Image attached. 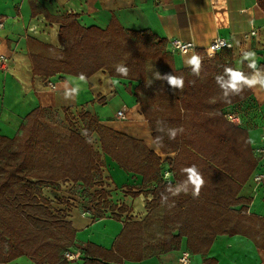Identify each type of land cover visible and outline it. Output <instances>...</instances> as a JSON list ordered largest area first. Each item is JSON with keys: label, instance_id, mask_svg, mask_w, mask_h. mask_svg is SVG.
<instances>
[{"label": "trees", "instance_id": "1", "mask_svg": "<svg viewBox=\"0 0 264 264\" xmlns=\"http://www.w3.org/2000/svg\"><path fill=\"white\" fill-rule=\"evenodd\" d=\"M257 3L264 11V0ZM77 19L76 14L58 19L62 23V48L28 39L34 75L48 79L58 74H84L88 79L104 69L112 77L137 81L135 95L160 150L177 152L171 161L177 182L163 179L161 157L142 140L103 125L89 112L80 114L82 123L77 125L70 119H53L44 107L38 106L26 116L15 137L0 135V264L22 256L35 264H71L65 252L75 245L76 229L42 195L45 185L68 182L71 192L80 186L83 197L74 200H85L99 213L103 205L111 210L117 208L103 189L92 191L102 178L101 153L86 142L94 133L99 136L104 154L126 171L142 175L144 184L156 182L152 204L164 207L161 252L179 249L186 238L190 253L204 255L203 264H215V259L207 255L220 234H243L264 248V218L244 212L245 206L232 209L247 201L238 194L258 163L246 130L230 124L225 119L228 111L224 110L248 98L251 90L245 88L240 95L226 100L215 81L225 67L235 68L232 55L216 57L215 62L201 66L197 76L190 67L177 69L167 41L150 30L126 29L115 17L106 29L83 27ZM34 45L39 49L34 50ZM151 62L168 75L182 77L184 87L174 89L168 83L159 84L153 99L146 103L141 92L148 83ZM121 65L128 69L127 75L116 71ZM247 65L242 70L249 74L252 69ZM166 97L169 108H163ZM154 100L157 105L150 112ZM180 127L183 133L170 140L167 130ZM182 160L196 165L203 176L205 183L198 197H193L191 187L187 193L175 196L166 191L169 185L175 187L185 180V173L178 167ZM73 206L75 203L70 202L65 209L69 211ZM145 257V226L129 220L111 249L90 242L82 264H120Z\"/></svg>", "mask_w": 264, "mask_h": 264}, {"label": "crops", "instance_id": "2", "mask_svg": "<svg viewBox=\"0 0 264 264\" xmlns=\"http://www.w3.org/2000/svg\"><path fill=\"white\" fill-rule=\"evenodd\" d=\"M70 14L78 15V23L83 27L106 29L115 17L126 29L152 31L159 39L167 41V50L172 54L177 69L188 68L185 61L193 54L200 56L201 66H205L215 62L216 57L225 59L228 53L232 55L235 68L242 69L248 61L243 64L238 61L246 51L255 52L257 66L264 68V11L257 0H0V135L15 137L26 116L38 106L44 107L50 116L64 122L70 119L77 125L82 123L80 114L89 112L103 125L142 140L161 157L163 179L177 182L176 171L171 164L177 152L162 153L160 150L135 95L137 81L112 77L104 69L89 77L87 83L74 75L58 74L48 79L34 75L29 56L32 44L28 39L62 48L59 38L62 23L58 19ZM253 30L257 31L255 35L250 34ZM246 34L250 35L246 37ZM217 37L230 39L233 47L222 49L214 58H208L205 49ZM174 38L194 41L199 48L186 55L173 53L170 41ZM33 49L37 50L39 46L34 45ZM1 56L8 61H2ZM49 81L56 84L55 89L48 86ZM74 87H78V93L66 98L65 92ZM250 90L251 95L238 105L224 108L240 114V123L225 119L246 130L253 156L258 159L238 194L247 201L232 209L240 210L245 206L244 212L264 218V153L257 152L258 148H264V89L257 86ZM166 99L163 108H169ZM156 102L154 100L150 104V112ZM120 110L124 111L126 118L117 116ZM92 136L97 138L95 149L102 158V178L92 191L103 189L107 193L106 198L117 208L111 210L103 205L100 208L103 217H99V212L89 203L74 200L79 197L68 190V182L42 188V195L48 197L76 229L75 245L70 250L78 254L79 259L69 260L70 263H83L84 250L90 242L111 249L124 224L134 220L145 226L146 257L141 261L125 260L120 264H180L185 252L190 257L187 264H203L205 256L190 253L186 238H183L179 249L160 251L164 207L152 204L156 182L144 184L142 175L126 171L104 154L99 136L96 133ZM188 166L191 165L185 160L178 164L181 171ZM257 175L263 176L259 183L255 181ZM68 202L75 203L69 211L65 209ZM121 207L125 210L120 211ZM85 209L90 210L91 215H84ZM207 256L215 259V264H264V248L243 234L217 235ZM6 264L35 263L22 256Z\"/></svg>", "mask_w": 264, "mask_h": 264}, {"label": "clouds", "instance_id": "3", "mask_svg": "<svg viewBox=\"0 0 264 264\" xmlns=\"http://www.w3.org/2000/svg\"><path fill=\"white\" fill-rule=\"evenodd\" d=\"M255 52L246 51L243 53L242 59L238 61L239 64H243L244 61H248V68L252 69V72L246 74L241 68L225 67L222 74L215 77L216 84L222 90L223 96L226 100H230L232 96L240 95L245 88L253 89L259 86L264 89V68L257 66L255 60ZM186 65L189 66L194 75H199L201 70V58L198 55L193 54L190 58L186 59ZM116 71L122 75H127L128 69L124 66H118ZM80 81L87 83V78L84 74H80ZM158 79L166 80L167 83L174 89H182L184 87V79L174 75L161 76L158 75ZM79 91L78 87L71 88L65 92L66 98H72ZM160 131H164L163 128ZM183 128H169L167 135L170 140H175L178 134L183 133ZM87 136V132L83 133ZM87 143H92V139L88 138ZM186 174V179L175 187L169 185L166 189L167 192L173 196L179 195L181 192L187 193L191 187L193 197H198L205 181L200 170L196 165H191L182 169ZM166 199V197H165ZM187 256V254H185ZM180 264H186L185 260H181Z\"/></svg>", "mask_w": 264, "mask_h": 264}, {"label": "built area", "instance_id": "4", "mask_svg": "<svg viewBox=\"0 0 264 264\" xmlns=\"http://www.w3.org/2000/svg\"><path fill=\"white\" fill-rule=\"evenodd\" d=\"M256 33L257 31L253 30L250 34L255 35ZM250 34H246L245 36L248 37ZM170 45H171V51L173 53H179L181 55H186L190 52H196L199 48L196 42L184 41L179 38L172 39L170 41ZM232 47H233V43L230 39L223 38V37H217L206 47L205 54L208 58H214L220 50L225 49V48L230 49ZM1 60L4 62L8 61V59L4 56H1ZM48 86L52 89L56 88V84L51 81L48 82ZM117 116L122 119L126 118V115L123 110L118 111ZM225 117L232 123H240L241 121V116L238 112H232V111L226 112ZM257 152L260 154L264 153V148H258ZM262 177H263L262 175L255 176V181L257 183L261 182ZM83 214L91 215V212L90 210L85 209L83 211ZM185 254H187V256H185ZM65 257L70 261L79 259V255L76 254L72 250H68L67 252H65ZM182 259L186 261V264L190 262V257H189L188 252L184 253V255L180 258V262Z\"/></svg>", "mask_w": 264, "mask_h": 264}, {"label": "rangeland", "instance_id": "5", "mask_svg": "<svg viewBox=\"0 0 264 264\" xmlns=\"http://www.w3.org/2000/svg\"><path fill=\"white\" fill-rule=\"evenodd\" d=\"M148 67H149V71H148V73H149L148 83H147L146 87L144 88V92L143 91L141 92L142 93V98L147 101L146 103H149L150 100L153 99V95L157 91V89L159 88V86H158L159 84L160 85H163L165 83L166 85H168L166 80L158 79V75L159 74L161 76L168 75L164 71L163 68H161V67L159 68L158 66H156V64L154 62L149 63L148 64ZM50 117H52L53 119H56V120H60L58 117H56L54 115H52ZM91 139H92V144H93L94 148H97V146H98L97 138L91 136ZM80 189H81V187L79 186V187L74 188V190H72V192L75 195H77L79 198L80 197H83V194L80 191ZM82 202L83 203L84 202L86 203L85 200H83Z\"/></svg>", "mask_w": 264, "mask_h": 264}]
</instances>
